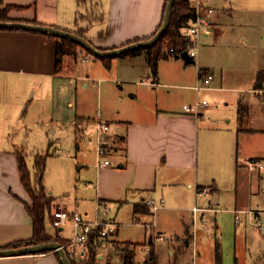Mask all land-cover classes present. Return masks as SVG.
<instances>
[{"label": "crops", "instance_id": "1", "mask_svg": "<svg viewBox=\"0 0 264 264\" xmlns=\"http://www.w3.org/2000/svg\"><path fill=\"white\" fill-rule=\"evenodd\" d=\"M1 1L0 8L8 7L7 15L11 21L80 32L94 46L103 50L120 47L136 38L152 36L163 18L166 2ZM217 1L220 0H211V5ZM232 11L227 10L228 17L232 16ZM213 14L212 34L200 35L202 50L198 58L187 62L182 55L173 54L160 59L156 77L148 66L145 49L112 56L110 66H107L100 57L78 47L77 58L84 61L92 59V62L84 68L77 67L78 59L65 55L62 70L58 72L56 44L60 38L33 30L0 28V249L11 248L5 246L16 240L28 239L33 232L27 209L32 202L20 179L19 148L8 143L12 126L10 117L16 105L19 109L25 102L24 98L19 99L18 93L33 89L34 97L37 90L44 94L53 90L59 80L70 76L72 71L76 78L93 79L99 98L103 94V83H108L111 105L102 104L101 111L96 109L92 114L80 111L75 116L74 125L77 131L76 120L82 118L83 125L79 126L81 137L90 139L86 133L88 126L93 128L95 135L94 122L98 118L110 123L113 144L106 155L111 164L96 167L95 144L92 156L82 161L86 163L85 176L91 181H86L85 191L75 192L73 203H69L73 195L71 190L64 192L62 197L54 186L43 184L47 194L53 197L52 208L61 204L69 210H80L88 218L95 217L99 201L109 202L117 230L97 248V252L102 254L97 255L96 261L106 258L107 264H111L110 258L115 254L121 264L118 248L124 242L136 244V256L138 248H145L146 254L149 250L147 247L155 248V239L165 240L173 248L183 247L181 245L187 247L193 243L194 253L199 254L196 235L207 222H193L194 205L211 208L207 213H216L212 216L213 220H221L222 213L232 214L234 234L238 231L237 224H240L239 213L246 215L247 223L262 226L264 231V209L245 207V198L240 193V188L249 186L252 179L247 160L254 157L264 164V79L262 87L255 85L258 71H264V61L256 63L239 49L233 48L231 39H226L231 29L221 21L227 15ZM245 41L243 39V43ZM199 68L212 74L209 83L212 88L193 87L201 82ZM146 79L156 84L143 82ZM176 92L186 97L188 104L204 99L209 102L200 109L199 115H194L183 110V104L187 103L175 102ZM209 97L218 102L216 106L212 105ZM246 170L247 176L243 174ZM263 171L260 169L258 173ZM206 186L211 187L212 191L197 195V190ZM148 198L158 202L163 200L154 215L155 227L133 221L134 217L142 221L151 220V210L150 213L134 211L135 204H146ZM220 212L218 218L217 213ZM258 220L261 225L255 224ZM50 222L48 218V233H57L70 240L72 235L65 236L64 228L56 227L55 233L48 230ZM130 227L143 228L145 237L149 233L148 240L131 239L128 236ZM112 245L117 249L109 254ZM67 248L76 259L84 253V248L78 244L69 243ZM252 260L251 264H264V246L257 248ZM0 264L61 263L58 256L49 251L0 255ZM236 264H241L239 257Z\"/></svg>", "mask_w": 264, "mask_h": 264}, {"label": "rangeland", "instance_id": "2", "mask_svg": "<svg viewBox=\"0 0 264 264\" xmlns=\"http://www.w3.org/2000/svg\"><path fill=\"white\" fill-rule=\"evenodd\" d=\"M213 7L215 8V15L225 14L226 16L228 9L233 10L232 16L228 17L227 15L221 20L231 29V33L226 36L227 41L231 39L230 45L239 49L245 57L254 60L256 63L264 61V0H220L213 3ZM243 39L246 40L245 43H243ZM199 42L201 44L200 38ZM201 50L202 48L199 47L196 58H198ZM77 57L75 60L78 59ZM71 58L74 59L72 56ZM80 59L77 60V67L84 68L86 64L92 62V59L89 61ZM73 75L75 72H70V76L61 78L53 90L45 91L44 94L37 90L35 97L33 89L18 93L19 99L24 98L25 102L19 109L16 105V109L10 117L12 126L8 141L11 146L15 145L22 151L30 169H32L37 153L46 155L47 174L43 182L45 185L54 186L57 193L62 197L64 192L71 190L73 199L71 198L69 203H73L75 192L77 190L78 193L85 191L83 188L86 181H91V178H86L87 173L84 165L86 163L83 164L82 161L92 156L96 144V133L94 135L91 126L86 129L90 139L81 137L82 132L77 123L83 125L84 121L76 122L79 130V135H77L74 125L75 116L80 114V111L89 114H92L93 111L96 112V109L101 111L102 104L110 106L112 102L108 83H103V94L99 98V93L95 88L96 82L93 79L84 80ZM174 98L175 102L188 104L186 97L179 92H176ZM209 99L213 106L217 105L218 102L210 97ZM263 170L264 164L261 168V171ZM248 171H250L249 176H252V179L249 178L251 183L249 186H242L243 191L242 187L240 188V193L245 198V207L249 206L256 210L264 209V171L261 174L258 173L257 169H248ZM243 174L247 176V170ZM248 193L249 195H247ZM55 209L57 206L52 210ZM110 212L112 213L111 209L109 216L112 217ZM213 214L216 213L214 211L207 213V225L199 230L196 235V249L199 250V254L194 253L193 243L187 247L181 243L180 245L183 247L176 246L173 248L168 245L167 241L155 239L154 249L159 255L158 264H171L173 262L176 264H214L216 239L220 243L222 264H236L238 257L241 264L244 262L246 264L253 263L255 251L264 246L262 226L250 225L245 220L246 215L239 213L240 224H237L238 231L234 234L235 224L232 214L217 213L218 218L221 214V220L220 218L213 220ZM216 223L218 224L217 227L215 226ZM62 228H64L63 234L65 236H70V233L72 235L73 227L70 224H66ZM48 230L55 233L56 227L50 222ZM148 234L147 232L145 237L143 228L140 227L128 228V236L131 239L143 240L146 238L148 240ZM110 248L112 249L109 250V254L116 252L117 248L113 245ZM145 256V248H138L135 256L137 263H141ZM110 263L119 264V259L115 254L110 258ZM95 264H107V259H99Z\"/></svg>", "mask_w": 264, "mask_h": 264}, {"label": "trees", "instance_id": "3", "mask_svg": "<svg viewBox=\"0 0 264 264\" xmlns=\"http://www.w3.org/2000/svg\"><path fill=\"white\" fill-rule=\"evenodd\" d=\"M1 3L2 1L0 0V6ZM166 3L167 0L164 4V13L166 8ZM7 13H8L7 6L4 8H0V21H11ZM194 17H195V9L192 6L190 0H174L168 27L165 30V32L162 34V36L151 46H144L127 53H137L138 51L145 49L148 66L150 68L152 75L156 77L158 72L159 60L163 58H167L169 56L168 53L170 52L171 48H173V50L176 53L177 52L183 53V51L188 49L189 45L191 44V41L189 40V38L181 34V28L190 25ZM162 21L163 18L160 22L159 27L161 26ZM48 34L51 36H55L50 33ZM77 34L83 36V34H81L80 32H78ZM149 37L151 36L144 38H136L133 41L147 39ZM58 38H60V41L57 42L56 44V71L58 72L62 70L65 55L72 56L74 57V59L77 56H79V52L77 50L78 47H82L87 53H91L87 48L71 40L70 38L67 37H58ZM101 59L106 63L107 66H110L109 63L111 59L110 57H102ZM262 73L263 71H258L257 73V78L255 83L257 87H262V82L264 79V75L262 76ZM199 74L200 76H202L208 74V72L205 71L203 68H199ZM76 121H83V119L78 118ZM78 131L79 130L77 129L76 131L77 135H79ZM17 157H18L20 179L22 184L26 188L32 202L31 206L27 205V209L32 219L33 232L30 238L24 240H16L14 242L9 243L5 247H18L22 245L57 241L63 245L67 253V256L69 257L72 264H95L97 257V248L99 246V242L96 236L92 235L90 237V239L87 241V244L85 245L83 255L81 256V258L76 259L71 255V253L67 248V245L69 244V240L60 237L57 233L52 235L47 232L46 220L50 218L52 223L53 197L47 194L43 184V175L46 166V156L44 154L37 153L34 157L32 170L27 165L25 157L20 149L17 151ZM134 211L136 213L137 212L150 213L149 207L144 203L135 204ZM135 245L136 244L132 242H124L122 246L118 248L119 255L122 260L121 264H137L134 259L135 247H136ZM53 252L60 259L58 252L57 251H53ZM214 257H215V264H222L221 248H220V243L217 239L215 242ZM60 263L62 264L61 260ZM141 264H158L157 254L155 253V250L152 246L147 251L146 257ZM171 264H176V263L173 262Z\"/></svg>", "mask_w": 264, "mask_h": 264}, {"label": "built area", "instance_id": "4", "mask_svg": "<svg viewBox=\"0 0 264 264\" xmlns=\"http://www.w3.org/2000/svg\"><path fill=\"white\" fill-rule=\"evenodd\" d=\"M192 6L195 9V17L192 23L186 27L181 28V34L185 37L189 38L191 44L186 50L191 57L192 60H196L198 49L200 47L199 38L202 33L212 34V14L215 12V8L211 5V0H190ZM176 52L173 48L170 49L169 55H173ZM176 54L182 55V53L177 52ZM212 74L208 73L206 75H202L201 82L193 86L195 89H207L212 88L210 86V81L212 80ZM143 82L148 84H156L155 81L144 80ZM208 104L207 100H197L190 104H183V110L186 112H190L194 115L200 114V109L203 106ZM95 143H96V154L97 161L95 163L97 168L105 167L111 164V160L107 157V152L113 144V138L110 134L111 126L110 123L98 118L95 122ZM78 126H82L81 123H78ZM247 168L249 170H260L263 167L262 162L257 158H249L247 160ZM212 191V188L209 186L199 188L197 190V195L208 194ZM145 203L149 206L151 210L152 220L150 221H142L138 217H134L133 221L136 224L155 227V212L162 206L163 200L155 201L152 198H148L145 200ZM111 206L109 202L99 201L97 207V213L95 217L88 218L85 217L82 212L77 209L69 210L63 207L61 204L57 206L52 212V224L57 228H62L66 224H70L73 227L72 236L69 240L71 244H78L85 248L87 241L90 239L92 235L96 236L99 242V246H101L104 242H106L107 238L116 232L117 223L116 221L109 216V211ZM211 208L208 207H200L194 205L192 207V218L193 222L201 221L202 223L207 222L206 213L210 211ZM247 212H251L248 210ZM238 218V217H237ZM256 225H261V221L258 220ZM165 236H161L160 238H164ZM98 246V247H99ZM149 249L148 247L146 248ZM98 254H102L101 252H97Z\"/></svg>", "mask_w": 264, "mask_h": 264}, {"label": "water", "instance_id": "5", "mask_svg": "<svg viewBox=\"0 0 264 264\" xmlns=\"http://www.w3.org/2000/svg\"><path fill=\"white\" fill-rule=\"evenodd\" d=\"M173 2L174 0H167L162 24L151 37L143 40L133 41L124 44L120 47L111 48V49H104V50L99 49L96 46H94L88 39L75 32H71L68 30H64L49 25L35 24L29 22H17V21H0V28L26 29V30H33L42 33H50L57 37H67L87 48L95 57H100V58L112 57L115 55H121L130 52L132 50L144 46L153 45L162 36V34L165 32V30L168 27L172 13ZM182 56L187 62H190L192 60L186 50L183 51ZM47 251H57L62 264H72L69 257L67 256V253L63 245L57 241L42 242L37 244L4 248V249H0V255H19L26 253L34 254V253H44Z\"/></svg>", "mask_w": 264, "mask_h": 264}]
</instances>
